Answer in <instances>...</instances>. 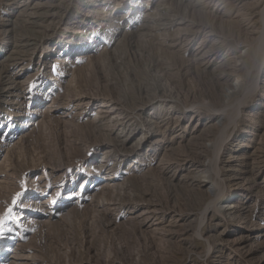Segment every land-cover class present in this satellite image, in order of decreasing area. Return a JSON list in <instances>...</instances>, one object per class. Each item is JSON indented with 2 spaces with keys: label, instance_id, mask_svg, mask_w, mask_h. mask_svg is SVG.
Returning a JSON list of instances; mask_svg holds the SVG:
<instances>
[{
  "label": "rangeland",
  "instance_id": "1",
  "mask_svg": "<svg viewBox=\"0 0 264 264\" xmlns=\"http://www.w3.org/2000/svg\"><path fill=\"white\" fill-rule=\"evenodd\" d=\"M25 1L0 21V264H264V0ZM89 21L94 47L55 63ZM242 82L223 136L206 107ZM222 136L219 175L195 169Z\"/></svg>",
  "mask_w": 264,
  "mask_h": 264
},
{
  "label": "bare ground",
  "instance_id": "2",
  "mask_svg": "<svg viewBox=\"0 0 264 264\" xmlns=\"http://www.w3.org/2000/svg\"><path fill=\"white\" fill-rule=\"evenodd\" d=\"M18 0H0V5L1 4H3V2L4 3H7L4 7H3V13H4V18H3V20L1 19L0 21H2V22H7V23H9V25H12V28H14L15 27V22L14 23H12V21L10 20V18L12 17V13H13V11H15V9L13 8V6H15L16 4H18V3H20V1L21 2H23V7H26V4H27V1H25V0H19L18 2H17ZM91 1H93V0H88V2H89V4H90V2ZM104 1V0H103ZM111 1V0H110ZM117 1H120V0H117ZM172 1V0H171ZM158 2H160V5L162 4H164L165 3V1L163 0V1H158ZM97 2H95L94 1V3H93V6H95V7H101V8H103V10H107L108 8L107 7H109L110 5V3L109 2H105L104 4H102V5H97L96 4ZM8 5H10V6H8ZM165 5V4H164ZM92 6V8H94ZM105 6V7H104ZM152 6H154V2H153V4H152ZM157 6V5H156ZM18 6H16V8H17ZM20 7V6H19ZM106 8V9H105ZM96 9V8H95ZM116 9V6H114V7H112V10H115ZM162 9V8H161ZM93 10V9H92ZM91 10V11H92ZM110 10V9H109ZM127 13L124 15V16H126L125 18H130L131 16H134V13L135 12H133L132 11V8H130V9H128L127 8ZM17 11V10H16ZM94 11V10H93ZM97 11H100V10H97ZM1 12V10H0V13H2ZM106 13H107V11H106ZM105 13V14H106ZM147 13V12H146ZM151 13V12H150ZM220 13V12H219ZM18 14H20V13H18ZM97 15H102V13H97ZM0 17H1V15H0ZM105 17H107V18H111L112 16H111V11L109 12V14L107 15L106 14V16ZM135 17V16H134ZM134 17L132 18V20L134 19ZM146 20H148V18H145ZM113 20V19H112ZM112 20L110 21V23L109 24H105V25H108L109 26V31H111L112 29H115L116 27V25H117V23H112ZM86 22V21H85ZM84 22V23H85ZM90 22V21H89ZM132 22V21H131ZM183 22H186L184 19L182 20V24H183ZM144 23V22H143ZM172 23V22H171ZM80 25V24H79ZM101 26H102V23H101ZM103 26H104V24H103ZM1 27V26H0ZM87 28H88V30L89 31H91L90 33L89 32H84L82 29H78V32L77 33H75L74 35H71V36H69L68 38H66V37H62L63 39H61V40H59V41H57L56 43H55V45H56V49H58L59 50V52L58 53H64L63 55H61V56H58V57H55V59H54V61H55V63H57V64H59V65H63L64 63H66L67 62V60L70 58V57H72V55L73 54H75V53H77V52H79V51H90L94 46H93V42L90 40V35L91 34H94L96 31L98 32L99 30L97 29V26H95V24H93V23H88L87 24V26H86ZM86 29V28H85ZM193 31V30H192ZM187 33V32H186ZM109 34V33H108ZM107 34V35H108ZM75 36H77V39H75V41H73V38L75 37ZM125 36V35H124ZM109 37H111V36H109ZM105 38V37H104ZM108 42V41H107ZM262 44H260V43H258V45L259 46H257L256 48H255V51L253 52L254 53V55H262L264 52H262V50H264V49H262L264 46V43L263 42H261ZM55 47V46H54ZM1 49V48H0ZM0 53H1V51H0ZM57 53V52H56ZM57 53V54H58ZM84 55L85 54H83V53H81V55L79 56V58L81 57V58H85L84 57ZM25 68L23 69V70H26L27 69V65H23ZM54 70V69H53ZM58 70V69H57ZM22 71V70H21ZM77 71V70H76ZM241 79H243V76L242 75H240L239 76ZM247 82H248V80H247ZM247 82H242L241 83V85H239L238 87H234V88H232L231 86L228 88L227 86V88L228 89H231L232 91H228V93L227 92H225V93H223V94H225V96H226V107H224L222 110H216L215 109V106L213 105V103H208V105H207V107H206V109H207V112H211V111H217V112H222V114L221 115H219L218 114V116L216 117V122L217 123H214V124H212L210 127H212V128H219L220 129V131H221V133L223 134V136H226L227 135V128H229V126H233L232 128H234L235 127V125H236V121H237V119H238V116H239V111H240V107L245 103V101L251 96V94L255 91V86H253L252 84L251 85H249V83H247ZM44 84H45V82H43ZM47 90H49V88H52L51 87V84H48L47 85ZM40 89V88H39ZM44 91V90H43ZM57 92L59 91V90H56ZM227 93V94H226ZM20 94V93H19ZM17 95L16 97H18V98H20L21 96L20 95ZM26 94V93H25ZM44 95V94H43ZM58 95V94H57ZM22 98V97H21ZM217 98H219V97H217ZM23 99V98H22ZM53 101H54V99H53ZM82 101V100H81ZM80 101V102H81ZM103 101V104H101V105H106L107 106V102L105 101V100H102ZM55 102H57L56 100H55ZM38 103V102H37ZM52 103L53 102H49V103H47L45 106L47 107V108H51V105H52ZM218 104V103H217ZM77 106H80V104L78 103V104H76ZM112 107V106H111ZM114 108V107H113ZM46 110L47 109H45V110H42L41 112H42V114L43 113H45L46 112ZM200 111V110H199ZM198 111V112H199ZM33 112V111H32ZM48 112V111H47ZM198 112H196V113H198ZM191 114H193V112H191L190 113V116H192ZM23 115V114H22ZM198 116V115H197ZM6 117V116H5ZM42 116L40 115V118H41ZM117 117V116H116ZM115 117V118H116ZM60 118V117H59ZM64 118V117H63ZM8 119V118H7ZM38 121V120H37ZM37 121L36 122H33V123H30L29 125L32 127V126H34V125H37L38 123H37ZM45 121V120H44ZM7 122H10V124H11V127H14L15 126V119L14 118H10V119H8V121ZM14 122V123H13ZM43 122V121H42ZM13 123V124H12ZM26 123V122H25ZM40 123V122H39ZM23 124V123H22ZM25 125H27V123L26 124H24V126ZM39 125V124H38ZM18 126V125H17ZM19 127V126H18ZM231 128V129H232ZM11 129V128H10ZM12 130V129H11ZM10 130V131H11ZM227 132V133H226ZM161 133V132H160ZM162 134V133H161ZM160 134V135H161ZM12 136V135H11ZM188 136L190 137L189 138V140H195V138L196 137H198V136H196L195 135V132L193 133V132H189L188 133ZM221 137L220 138V140L217 142V143H214L212 146H211V150H212V153H213V160H209L210 162L208 163V165L207 166H205L203 163H199L198 162V164L197 165H193V167H195V169H198L199 167H202V168H204V169H206V172L208 173H211V172H213V173H211V174H216V175H219V169H218V166H217V160H218V156H219V154H220V152L222 151L221 149H222V145H223V143H224V138L225 137ZM143 141H145V139H143ZM242 145V144H241ZM9 147V146H8ZM206 148H207V146H206ZM208 170V171H207ZM211 171V172H210ZM210 176V175H209ZM217 177V176H216ZM219 177V176H218ZM211 178H213L212 179V183L213 184H216V185H214V186H217L218 185V183L219 182H217L216 181V179H214V176L212 175V177ZM89 180V179H88ZM82 182V184H85V186H87L86 184H87V179H83V180H81L80 181V183ZM101 185H103V184H101ZM116 185V184H115ZM106 186H108V184L106 185ZM120 186V185H119ZM220 186V185H219ZM103 188H105V186H103ZM221 188V187H220ZM107 189V188H106ZM218 189H219V187H218ZM217 188H216V190L215 189H211V188H208V190L207 191H209V193L214 197V196H216V197H214V199H217L218 197V193H220V192H218L217 190H218ZM221 190V189H220ZM216 192H217V194H216ZM209 194V195H210ZM222 195V194H221ZM220 198V197H219ZM209 202H211V201H209ZM213 202V201H212ZM42 203H43V205L44 204H46V203H48L47 201L46 202H43L42 201ZM50 204V203H49ZM213 206V205H212ZM212 206H210V207H212ZM40 208V207H39ZM212 209H215V208H213L212 207ZM213 212H214V210H213ZM216 212V211H215ZM46 213H49V212H46ZM145 213V212H144ZM20 215V214H19ZM28 221H30V222H34V223H32V224H34L35 226H37V227H39V228H41V227H43V225L45 224V223H49V221H50V217H48V216H45L39 223L38 222H36L35 223V221L32 219H30V220H28ZM38 221V220H37ZM27 222V221H26ZM29 222V223H30ZM28 223V222H27ZM25 225V224H24ZM23 225V226H24ZM34 226V227H35ZM31 227H32V225H31ZM46 227H48V226H46ZM26 241V240H25ZM17 246H20L21 244L20 243H18V244H16ZM32 248V247H31ZM31 248H28V246H26V245H24V244H22V246L19 248V250L18 251H16L15 252V254L13 255V256H10L8 259H4L3 261H4V264H23V263H21V261L22 260H24V259H27L26 257H24L25 256V249H31ZM5 255H4V252L3 253H0V257H4ZM28 256V255H27ZM29 257V256H28ZM31 259V258H30ZM34 259V258H33ZM32 260V259H31ZM30 260V261H31ZM25 261V260H24ZM33 261V260H32ZM31 261V262H32ZM25 262H27V261H25ZM27 264V263H26ZM33 264V263H32Z\"/></svg>",
  "mask_w": 264,
  "mask_h": 264
},
{
  "label": "snow or ice",
  "instance_id": "3",
  "mask_svg": "<svg viewBox=\"0 0 264 264\" xmlns=\"http://www.w3.org/2000/svg\"><path fill=\"white\" fill-rule=\"evenodd\" d=\"M22 195H23V193L18 194V197L13 199V201H12V205H13V207H12V208H9V209L7 210V213H6L7 216H11V215H12V212H13L14 209L18 206V199H19L20 197H22ZM20 202L22 203V200H20ZM11 231H12L11 229H7V232H5V231H4V224H3L2 221H0V239L5 238V236H6L7 234H10Z\"/></svg>",
  "mask_w": 264,
  "mask_h": 264
}]
</instances>
